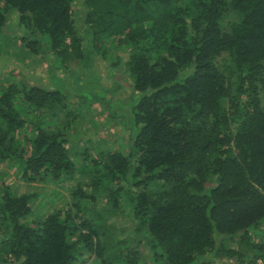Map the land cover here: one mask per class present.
<instances>
[{
	"label": "trees",
	"instance_id": "1",
	"mask_svg": "<svg viewBox=\"0 0 264 264\" xmlns=\"http://www.w3.org/2000/svg\"><path fill=\"white\" fill-rule=\"evenodd\" d=\"M26 53L50 56L49 82L0 85V264L264 254V0H0V56ZM99 54L112 88L72 70Z\"/></svg>",
	"mask_w": 264,
	"mask_h": 264
},
{
	"label": "rangeland",
	"instance_id": "2",
	"mask_svg": "<svg viewBox=\"0 0 264 264\" xmlns=\"http://www.w3.org/2000/svg\"><path fill=\"white\" fill-rule=\"evenodd\" d=\"M15 51L14 48L11 49V54H13V52ZM7 52L9 53V50H7ZM6 55H10V54H6ZM92 59V64L89 66V69H85L84 64L80 66L76 65V63L72 64V70L73 71H87L88 73L92 74L94 72H97L99 77H103L102 78V83L105 87L107 88H112L114 86V79H112L107 72V68H109V64H111V60L109 58H105V56L99 54L98 56H91ZM104 57V58H103ZM23 63H20L19 61H16L14 57L11 56H0V85H8L10 83L13 82V79L9 76L10 74H12L13 76L16 77V79H20L22 75L26 74L27 77H33L36 79H41L43 81L49 82V72H50V56H47L44 53H38V54H29L26 53L25 57H23ZM80 66V67H79ZM79 67V68H78ZM86 74H83L81 77L82 81H85V76ZM43 78V79H42ZM120 82L122 84H125V78H123V80H120ZM129 82L127 81V84ZM125 85V92L124 93V97H128V92H129V87L128 85ZM86 93V92H85ZM85 98H88L90 95L89 94H85L83 95ZM102 97V96H101ZM129 101V100H128ZM127 101V102H128ZM125 112L126 109H123ZM130 111V110H129ZM106 115L100 116L99 121H104ZM101 136L103 137H107L110 138L111 137V132L112 131H117V133H121L122 138H124L126 140V135H128V133H130V130L126 129V128H120V131H118L115 128L112 127H108L106 129L101 128ZM99 130V131H100ZM98 131V132H99ZM113 136V135H112ZM1 169H4L5 171L8 172V177L6 179V182L9 186H13V187H17L16 184L18 185H23L22 187H20V192H24L26 190L25 188V184H23L18 176L20 177L19 173H16V169H7V167L1 166ZM79 177V178H78ZM76 178L80 179L81 177L78 175ZM77 179V180H78ZM74 180V181H77ZM74 181L68 182L66 184H63V188L57 186H53L57 189L58 193L60 192L61 195L59 194V198H54L53 195H49L51 193V191L53 190V187L51 185H47V187L45 188L46 190H48V192L46 193V190L44 191V195H41L37 201L38 204L41 205V211L42 214L41 216H44L45 214H47L49 212L50 209H55L57 207H64L66 206L67 202H68V188L70 187V185L73 183H75ZM25 185V186H24ZM33 187V192L39 193V192H43L44 188H42L41 185H37V186H31ZM45 207V208H43ZM118 225H125L127 226V223L125 222L127 220V215H123L122 217H120L119 219L116 218ZM257 240H259V238H256ZM85 261L86 264H93L92 261H90L89 256H85ZM84 264V263H83Z\"/></svg>",
	"mask_w": 264,
	"mask_h": 264
},
{
	"label": "built area",
	"instance_id": "3",
	"mask_svg": "<svg viewBox=\"0 0 264 264\" xmlns=\"http://www.w3.org/2000/svg\"><path fill=\"white\" fill-rule=\"evenodd\" d=\"M217 264H264V254L252 262L238 261L236 259H229V260L226 259L224 260V262Z\"/></svg>",
	"mask_w": 264,
	"mask_h": 264
}]
</instances>
